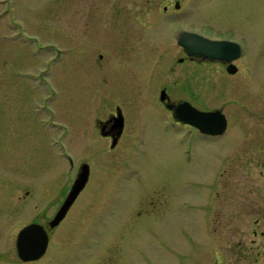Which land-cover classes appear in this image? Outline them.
<instances>
[{
    "label": "rangeland",
    "instance_id": "374dc122",
    "mask_svg": "<svg viewBox=\"0 0 264 264\" xmlns=\"http://www.w3.org/2000/svg\"><path fill=\"white\" fill-rule=\"evenodd\" d=\"M186 28L208 33L237 29L235 34L242 35L246 43L244 61L253 72L247 91L254 99L259 71L264 77V51L259 54L258 48V43L264 42V0H0V122L34 119L43 121L40 128L50 129L48 110L53 104L50 97L43 98L46 84H59L61 87L54 88L58 94L60 88L71 83L72 74L78 79L80 72L75 63L83 54L92 53L95 57L98 52L112 51V55L116 54L113 63L126 62L128 45L132 44L134 51H129L132 63L128 68L131 71H124L122 64L119 71H103L101 86L110 96L121 92L122 84L149 83L153 89L160 82L173 84V89L183 90L178 96H186L192 91L191 71L184 74L183 80L174 82L179 68H167L178 54L176 34ZM145 50L151 51L152 56L145 55ZM72 80L77 86L80 84L79 80ZM149 95L135 96V111L140 104L155 102L156 93L155 97ZM75 97H80L79 91ZM225 97L217 91L213 103L225 104ZM77 103L81 105V101ZM56 104H60L59 99ZM226 108L235 122L239 116L256 115L255 109L239 110L242 107L236 108L232 101L223 110ZM147 109L140 126L142 137L135 136L133 130L135 137L124 139L113 151L101 150L104 145L97 138L72 135L74 164L80 163L82 155L89 160L88 184L55 231L45 255L36 261L23 263L16 255L13 241L18 218L12 207L7 219L10 228L4 230L5 226H1L4 235L0 240V264H205L203 241L207 230L197 203L209 196L229 197L232 215L226 224L220 218L221 227L230 228L232 241L240 237L246 220L235 212L240 207L237 203L242 196L244 172L241 157L228 155L226 150L228 137L238 135L240 122L218 136L186 133L181 139L170 130L163 132L157 119L159 113ZM136 120L137 113L132 115V121ZM31 127L25 130H38L37 126ZM48 150L52 151L49 146H39L37 164L50 161ZM250 171L255 181L257 169L252 167ZM117 179L130 180L135 186L146 182L152 187L151 195L180 196L183 204L179 211L168 212L156 221V234L150 230L125 238L126 243L134 241L139 249L128 251L126 244L122 254L115 255L111 262L98 258L110 254L115 247L112 216L109 213L103 215L107 219H100L96 208L107 197H111L110 202L115 196L133 195L127 188L125 194L113 193ZM162 185L166 188H160ZM11 189L15 193V187ZM101 227L103 234L95 235ZM86 228L91 230L86 232ZM69 251L71 258L67 259Z\"/></svg>",
    "mask_w": 264,
    "mask_h": 264
},
{
    "label": "flooded vegetation",
    "instance_id": "af4514ba",
    "mask_svg": "<svg viewBox=\"0 0 264 264\" xmlns=\"http://www.w3.org/2000/svg\"><path fill=\"white\" fill-rule=\"evenodd\" d=\"M186 30L195 31L212 39L231 40L238 43L240 47L236 56L224 60L205 57L200 54H189L186 48L178 44L176 40L178 54L172 57L167 68L169 71L179 68L180 73L176 75L174 82L183 80L184 74L191 71L192 79H194L192 91L186 96L183 94L178 96L183 93V90L173 89V84L168 82H160L158 88L155 84L153 89L149 83L145 85L122 84L121 92L110 96L108 90L103 85L101 86L103 71H119L121 64L124 71H131L128 68H131L132 63L129 53L130 50L134 51V44H132L128 45V56H125L126 62L113 63L111 60L116 57V54L112 55L110 48L111 55L108 51L98 52L95 57L92 53L90 55L88 53L83 54L78 63H75L81 73L78 74V79H76V74H72L71 83L63 89L60 88L58 94L54 88L61 87L59 84L54 85L55 87L51 83L46 84V94L43 98L50 97L49 100L53 104V107L48 110L51 119L50 129L40 128L38 125L42 124L43 121L37 122L34 119L32 122L29 119L18 123L0 122V240L4 235L1 226H5L4 230L10 228L8 227L10 224L7 225V219L8 214L12 212L10 210L14 207L18 223L13 242L16 255L21 262L36 261L47 252L52 236L66 220L73 203L58 223L51 224V219L62 204L83 164L88 165V175L79 193L84 190L89 182V160L82 155L80 163L74 164L71 155L72 135H78L84 139L88 137L97 138L102 140L101 145L105 147H102L101 150L113 151L126 138L142 137L140 136L142 133L140 126L143 118H145L144 112L148 110L147 108H151L153 112L159 113L157 119L160 123V129L163 132L170 130L171 134L181 139L186 133L189 135L195 133V135L204 137L218 136L223 134L231 125L235 127L240 122L239 133L237 132L238 135L235 134V137L233 135L228 137L226 150L228 155L235 153L241 157L240 161L244 172L241 181L243 190L241 200L237 203L240 207L235 215L240 212L246 223L240 229V237L232 241L230 228L226 226L228 228L226 230L221 227L223 222L220 221V218H223L226 224L231 218L233 206L229 197L209 196L203 198L197 203L198 207L201 208L203 219H205L203 224L206 225L205 230H207L203 241V255L206 259L205 264H264V77L259 71L257 74V91L255 98L251 99L249 97L251 91H247V89L253 72L248 69L244 61L246 43L243 41L242 35L235 34L237 29H220L215 33L194 28H186ZM258 48L259 54L264 51V42L258 43ZM144 54L149 57L152 56L151 51L145 50ZM163 54H167V52ZM150 77L151 72L146 80L148 81ZM72 79L79 80L80 84L77 86V84L72 83ZM78 91L80 97H75ZM217 91L223 92L227 96L224 100L226 105L232 101L236 104V108L242 107L239 110L255 109L256 115H242L238 117L239 121L235 122L231 111L228 108H226L227 111L223 110L226 107L225 104L216 105L213 103ZM192 92L193 94L190 95ZM155 93V102L147 101L140 104L141 107L137 106L139 109L137 108L138 110L135 111L134 98L136 95L139 97L143 94H150L149 96L155 97ZM244 97L249 98L250 101H246ZM58 99L60 104L57 105ZM78 101H81V105L77 103ZM248 104L250 105L247 106ZM185 105L198 110L220 109L226 119L224 131L219 134L204 132L190 122L175 116L174 110L179 116L188 113ZM154 107H158L160 110ZM241 112L238 111L239 114ZM135 113H137V120L134 122L132 115ZM31 124L32 127L37 126L38 130H25L27 126L31 127ZM133 130H135V136L132 135ZM39 146L42 148L49 146L52 149V151L48 150L50 161L47 164L46 162L36 163L35 155ZM84 146L87 147L86 143ZM252 167L257 169L255 181V177L252 178L249 173ZM225 169L226 167L223 171ZM258 177H262V179ZM11 187H15L16 195H13L15 193ZM113 187V193L125 194L127 188L133 191V195L115 196L110 202L108 201L111 197H107L105 202L100 201L97 204L96 209L100 219L106 218L103 217L105 214H111L113 240H116L112 252L99 256L98 259L106 258L111 262H113L115 255L118 257L122 254V249L125 248L126 244H128V251L139 249L134 241L126 243L125 238L150 230H154L153 233L156 234L159 228L156 221L169 214L168 212L179 211L180 205L183 204V198L180 196L151 195L152 187L146 185V182L135 186L130 180L117 179L114 181ZM156 188L158 189V187ZM160 188L166 187L162 185ZM7 190H9L10 195H8ZM10 196L11 199H9ZM9 202L12 205H9ZM100 219H98L97 224L101 223ZM217 225L218 228H216ZM27 226L34 227V230L28 234L29 236L32 235V240L36 239L37 241L38 235L41 233L46 238V244L41 254L30 259H25L19 254L17 245L19 232ZM89 230L91 229L86 228V232ZM95 231V235L103 234L102 227ZM25 245L32 248L36 244L26 243ZM96 246L99 249L97 244ZM39 247L40 244H38ZM70 252L67 253V259L71 258Z\"/></svg>",
    "mask_w": 264,
    "mask_h": 264
},
{
    "label": "water",
    "instance_id": "95a60500",
    "mask_svg": "<svg viewBox=\"0 0 264 264\" xmlns=\"http://www.w3.org/2000/svg\"><path fill=\"white\" fill-rule=\"evenodd\" d=\"M175 6L178 7L179 2L176 1ZM176 40L178 44L186 48L189 54H200L210 58L228 60L236 56L240 51L239 44L234 41L226 39H212L195 31H189L186 29H180L178 31ZM185 108L186 110L188 109V113L183 115L184 117L177 115L174 110L175 116L184 121L190 122L204 132L216 134L224 131L226 119L224 113L220 109L198 110L189 105H185ZM87 175L88 165L83 164L71 184L62 204L51 219V224L58 223L65 215L67 209L73 203L79 191L83 188L87 180ZM33 230V226H27L19 232L17 237L18 252L25 259L35 258L40 255L46 244V238L42 233L41 235H38L39 239L37 241L35 236V240H32V235L29 236L28 234ZM26 243H34L36 245H33L32 248L31 246L28 248L29 246H26ZM38 244H40L39 248Z\"/></svg>",
    "mask_w": 264,
    "mask_h": 264
}]
</instances>
